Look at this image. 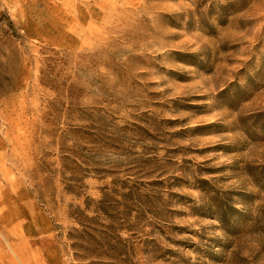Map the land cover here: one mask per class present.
<instances>
[{
	"label": "rangeland",
	"instance_id": "1",
	"mask_svg": "<svg viewBox=\"0 0 264 264\" xmlns=\"http://www.w3.org/2000/svg\"><path fill=\"white\" fill-rule=\"evenodd\" d=\"M0 264H264V0H0Z\"/></svg>",
	"mask_w": 264,
	"mask_h": 264
}]
</instances>
